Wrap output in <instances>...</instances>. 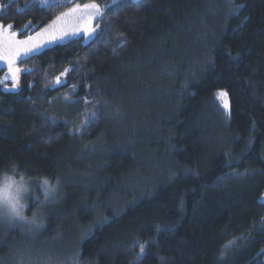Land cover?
Returning <instances> with one entry per match:
<instances>
[{
	"label": "trees",
	"instance_id": "1",
	"mask_svg": "<svg viewBox=\"0 0 264 264\" xmlns=\"http://www.w3.org/2000/svg\"><path fill=\"white\" fill-rule=\"evenodd\" d=\"M88 4L91 36L16 87L0 67V168L61 181L42 227L0 222V264H264V0H0V24Z\"/></svg>",
	"mask_w": 264,
	"mask_h": 264
},
{
	"label": "clouds",
	"instance_id": "2",
	"mask_svg": "<svg viewBox=\"0 0 264 264\" xmlns=\"http://www.w3.org/2000/svg\"><path fill=\"white\" fill-rule=\"evenodd\" d=\"M60 184L59 177L49 175L33 179L16 162L0 168V222L10 225L19 222L29 228L42 227L44 221L40 212L28 213V200L34 198L38 190L42 200L47 201L51 194L58 192Z\"/></svg>",
	"mask_w": 264,
	"mask_h": 264
},
{
	"label": "rangeland",
	"instance_id": "3",
	"mask_svg": "<svg viewBox=\"0 0 264 264\" xmlns=\"http://www.w3.org/2000/svg\"><path fill=\"white\" fill-rule=\"evenodd\" d=\"M59 1H64V0H38V2L42 5H47L49 3H53V2H59ZM67 1H71V0H67ZM77 5H73L72 7L66 9L64 12L60 13V15H58L57 17H61L59 20H57V17L53 20L56 21V23L53 25V21L45 26L44 28H42L41 30H39L37 33H40L42 30L47 29V31L43 34L42 37H38L35 41L36 43V47L33 48L29 53L27 54H21L19 57H17L14 67H16V62L18 59L24 57V56H28L32 53H35L39 50H41L42 48L55 43V42H62L65 40H68L72 37H76V36H80V35H86V37L91 36V34L96 32V25H95V20L98 18L99 14H96L94 12V10H90V9H85L83 6H80V8L75 11V12H71L72 9L76 8ZM64 13H69V15L66 16H62V14ZM85 25H87V27L90 29V31L85 34ZM51 26V27H49ZM32 35L31 37H36V34ZM51 33H55L57 35V39L55 40H51L50 38V34ZM29 38V37H28ZM23 39V40H27ZM16 39V38H15ZM18 40V39H16ZM43 42H40V41ZM6 54V53H5ZM0 67H5L7 70V75L9 73V68L7 65V62L5 60H0ZM10 76V75H8ZM62 80L60 79L61 83ZM261 200L264 202V194L261 198ZM40 203H43V201H41ZM39 207H33V211L38 210L39 211ZM32 211V212H33ZM31 212V213H32ZM11 225H21L25 228V230L27 231H32L33 229L36 230L37 228H29L28 226L24 225L23 223H15V224H11Z\"/></svg>",
	"mask_w": 264,
	"mask_h": 264
},
{
	"label": "snow or ice",
	"instance_id": "4",
	"mask_svg": "<svg viewBox=\"0 0 264 264\" xmlns=\"http://www.w3.org/2000/svg\"><path fill=\"white\" fill-rule=\"evenodd\" d=\"M119 0H114L113 6H115V3H118ZM85 9L94 10L96 14L101 13V9L96 4H88L83 6ZM80 8L79 5L76 6V8L72 9L71 12H75ZM69 15V13H64L62 16ZM61 17H57V20H59ZM53 25L56 23V21L52 22ZM51 27V26H49ZM12 25L9 24L7 27L0 24V60H5L7 62L9 73L8 75L11 76L13 87H16L18 84V76L17 73H19L21 70L19 68L14 67L15 61L17 57H19L21 54H27L29 53L33 48L36 47V39L38 37H42L43 34L47 31V29L42 30L40 33L36 34V37H31L27 40H16V33L11 31ZM85 34H87L90 29L85 25ZM51 40L57 39V35L55 33L50 34ZM40 42H43L42 40ZM6 53V54H5ZM67 71V70H66ZM61 75H64V73H61ZM57 82H60V78L57 77ZM217 98L220 99L221 103L223 104V107L226 111L229 110V102H228V96L226 92H218Z\"/></svg>",
	"mask_w": 264,
	"mask_h": 264
}]
</instances>
